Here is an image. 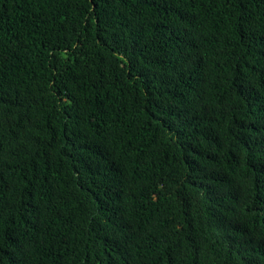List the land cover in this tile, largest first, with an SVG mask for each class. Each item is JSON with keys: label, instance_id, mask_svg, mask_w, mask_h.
<instances>
[{"label": "trees", "instance_id": "obj_1", "mask_svg": "<svg viewBox=\"0 0 264 264\" xmlns=\"http://www.w3.org/2000/svg\"><path fill=\"white\" fill-rule=\"evenodd\" d=\"M0 264H264V0H0Z\"/></svg>", "mask_w": 264, "mask_h": 264}]
</instances>
